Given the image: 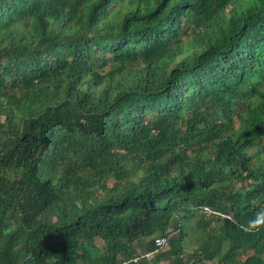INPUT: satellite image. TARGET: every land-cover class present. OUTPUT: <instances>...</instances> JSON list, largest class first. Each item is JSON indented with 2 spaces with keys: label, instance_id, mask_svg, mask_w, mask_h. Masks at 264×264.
<instances>
[{
  "label": "trees",
  "instance_id": "1",
  "mask_svg": "<svg viewBox=\"0 0 264 264\" xmlns=\"http://www.w3.org/2000/svg\"><path fill=\"white\" fill-rule=\"evenodd\" d=\"M262 209L264 0H0V264H264Z\"/></svg>",
  "mask_w": 264,
  "mask_h": 264
},
{
  "label": "clouds",
  "instance_id": "2",
  "mask_svg": "<svg viewBox=\"0 0 264 264\" xmlns=\"http://www.w3.org/2000/svg\"><path fill=\"white\" fill-rule=\"evenodd\" d=\"M240 227L242 231L250 233L264 229V209L257 211L256 214L248 220L246 225H241Z\"/></svg>",
  "mask_w": 264,
  "mask_h": 264
},
{
  "label": "rangeland",
  "instance_id": "3",
  "mask_svg": "<svg viewBox=\"0 0 264 264\" xmlns=\"http://www.w3.org/2000/svg\"><path fill=\"white\" fill-rule=\"evenodd\" d=\"M113 67H116V66H111V68H113ZM211 214V213H210ZM206 215H207V213H206ZM207 217H210V215H207ZM188 225H189V223H188ZM189 227H191L190 225H189ZM201 231L202 230H200V232L199 233H201ZM187 233L189 234V236L188 237H186V235H185V237H186V241H191L190 242V245H192V244H194L195 243V238L198 236V233H197V231H194V228L193 229H190L189 228V231L187 230ZM179 236V232H177L175 235H174V237H178ZM97 245L100 247V250H102L103 249V243H102V241L101 240H97Z\"/></svg>",
  "mask_w": 264,
  "mask_h": 264
},
{
  "label": "built area",
  "instance_id": "4",
  "mask_svg": "<svg viewBox=\"0 0 264 264\" xmlns=\"http://www.w3.org/2000/svg\"><path fill=\"white\" fill-rule=\"evenodd\" d=\"M206 212H209V213H211V214L214 213L213 211L208 210V208H206ZM169 240H170V237H159V238H157V239H156V247H157V248L165 247V246L168 244ZM147 257L150 258L151 255L148 254ZM139 261H140V258L138 257V258H134V259H132L131 261L124 262V263H122V264H130L131 262H133V263H138Z\"/></svg>",
  "mask_w": 264,
  "mask_h": 264
}]
</instances>
